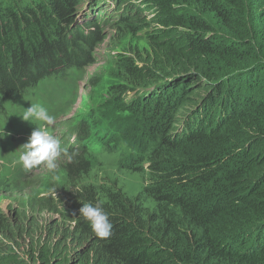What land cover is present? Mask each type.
Returning a JSON list of instances; mask_svg holds the SVG:
<instances>
[{
    "label": "trees",
    "instance_id": "1",
    "mask_svg": "<svg viewBox=\"0 0 264 264\" xmlns=\"http://www.w3.org/2000/svg\"><path fill=\"white\" fill-rule=\"evenodd\" d=\"M115 1L118 10L133 5ZM107 4L3 2L0 111L54 73L96 64L107 39L130 46L129 35L145 46L110 55V76L120 80L107 93L160 85L154 102L162 110L157 115L153 105L146 111L148 98L133 105L114 103L119 119L135 126L149 119L165 131L167 118L174 120L181 108L197 104L202 90L206 95L196 106L210 109L217 102L229 109V117L220 128L190 137L160 135L162 145L156 148L133 133L132 144L122 140L130 148V171L150 176L135 200L98 180L103 169L90 175L96 156L87 141L93 131L87 123L75 128L77 139L64 143L61 156L69 160L63 187H45L47 194L31 201L37 215L47 210L61 220L43 223L37 215L15 210L11 218L2 211L0 233L10 243L47 229L46 243H33L41 264H69L70 252L77 254L71 264H264V0H144L131 13L108 10ZM150 11L155 15L148 16ZM91 81L94 87L100 84L97 76ZM178 93L184 96L166 109ZM60 189L70 192L68 204L78 213L84 203H99L112 234L99 239L82 216L62 212L53 194ZM253 238L256 242L249 244ZM7 243L0 239V264H26Z\"/></svg>",
    "mask_w": 264,
    "mask_h": 264
},
{
    "label": "rangeland",
    "instance_id": "2",
    "mask_svg": "<svg viewBox=\"0 0 264 264\" xmlns=\"http://www.w3.org/2000/svg\"><path fill=\"white\" fill-rule=\"evenodd\" d=\"M7 1L0 0V5ZM23 2L27 4L28 0H23ZM126 39L127 43H130L128 47L123 43L116 45V40L107 39L99 50L100 57L98 62L86 70L83 80L79 81L81 76L79 69L75 67L69 68L44 78L26 93L5 103V111H0V129H3L6 133L3 137L5 142H0V175L4 178L0 179V212L3 211V213L5 212L12 216V214H15V210H18L22 214L25 212L26 215L36 216L37 213L32 211L36 206L32 207L31 205L33 197L37 194H45V187L54 185L63 187L64 185L62 170L65 162H69L67 158L63 159L60 157L58 159V178L56 180L52 179V173L44 165L23 172V174L21 173L22 170L19 172L22 175H19V173L17 175V172L22 168L18 162V155L22 150L19 147L27 142L31 132L41 123L35 122L36 125L22 120L19 116L26 110L25 108L31 106V103L41 104L47 108L49 114L55 117V123L52 126H48V131L61 141L75 131L73 126L79 124L83 119H92L93 129L96 133H100L102 130L111 131L104 113L98 111L94 115L93 111H97L100 108L107 96L104 95L109 93H107L109 81L106 80V76L111 72L110 55L122 53L129 47L133 49L145 46L143 40L137 44V42L133 41L132 36L128 35ZM131 43L134 45H131ZM104 49L107 53L104 52ZM94 76H97L100 80V84L95 87L91 81ZM21 138L24 141H18ZM15 143L16 145L14 146ZM95 156V159L91 160V163H93L91 176L95 174L96 169L101 168L104 170V174L101 173V176L105 179V182L107 180L110 185L120 187L123 193L132 200L140 196L145 186L142 173L121 168L118 164L119 158L117 154ZM108 157L114 162L115 168L110 167L109 163H105L109 160ZM15 178L18 180H15ZM20 180L23 181V184H20ZM89 182L92 181L90 180ZM40 184L43 185L40 186ZM60 192L61 194L59 192L53 193L59 201L70 195V193ZM59 208H62V206H59ZM38 217V221L43 223L61 219L59 213L47 210L38 213Z\"/></svg>",
    "mask_w": 264,
    "mask_h": 264
},
{
    "label": "clouds",
    "instance_id": "3",
    "mask_svg": "<svg viewBox=\"0 0 264 264\" xmlns=\"http://www.w3.org/2000/svg\"><path fill=\"white\" fill-rule=\"evenodd\" d=\"M131 2L133 4L132 7L136 8L135 9L136 12L137 7H141V5L144 3V0H132ZM107 6H108V10L112 9L114 12L117 13L122 12L125 9L127 10V13H131L132 10V7H129L127 3H125V5L122 6V9L118 10L117 3L115 0H108ZM88 7L89 6L86 5L85 8L87 9ZM143 7H145V5H143ZM147 11L148 10H145L143 12H147ZM117 13H116V17L118 19L119 17ZM149 15L154 16L155 12L152 13V11H150L148 13V16ZM142 34L144 35L146 34V32L142 31ZM104 52H106L105 49ZM113 55L115 56L117 54H113ZM86 70H80L81 76L79 81L83 80ZM232 73H237V72H232ZM110 74L106 76V80L109 81L107 84L108 88L117 86L120 80V78H118V80H115V78L111 77ZM159 88L160 85L154 84L148 87H136L135 89L128 88L123 92L115 95L113 93L105 94L104 96L106 95L107 96L104 100V103L101 104L100 108L97 111H93V114L96 115L98 111H102L104 113L105 118L108 120L111 131L102 130L100 133H96L93 129L92 119L91 120L83 119L79 122V124H75L73 128L82 130V126L85 123H87L90 130L93 131L92 137L89 138L87 141V144H89L92 148V153L99 156H104L105 154H117L119 158L118 159L119 166L123 169L130 170L133 165L129 163L130 148L128 144L122 142V140H125L129 144H132V141L130 140L133 138L132 133L137 139L142 137V141L146 142L144 144H146L148 148H156L162 145V139L159 137L160 135H164L165 139H166V134H168V132H170L172 138L190 137L202 130H206V129L215 130L220 128L225 124L226 120L229 117V109H227L226 107H224L223 105L217 102H215L210 109L198 108L196 106L197 104L201 103L202 99L205 97L206 95L205 90H202L201 97L199 98L197 104L186 105L185 107L181 108L177 117L174 120H169V118H167V123L170 124L165 129V131L160 132V130L157 128L156 125H152L150 123L149 119L141 123L140 125L135 126L125 121H122L121 119L118 118L117 115H115L114 107L116 105L114 103H121L123 105H129V104L133 105L138 102L142 103L147 98L149 99V105L147 106L146 111L152 108L154 105L155 113L159 115L158 114L159 110L160 109L162 110V106L160 105L162 104H159L158 100L154 102V99L156 97L158 98V96L155 93ZM157 92H161V91H157ZM173 96H174V98L172 97L173 102L172 103L169 102V106L166 109H169L171 107V104L175 103L176 101H179L184 95L178 93V95H173ZM165 98L169 99V96L165 95ZM104 105L106 106V108H102V106ZM25 109L26 110L21 115H19L22 118V120L34 124H36L35 122H41V123L39 125L36 124L37 127L31 132L27 142L23 143L19 147L22 150L18 155V162L21 164L22 168H20V170L17 172V175L22 170L30 171L34 168L44 165L46 166L48 171L52 173V179L56 180L58 178L57 161L66 151V149L64 148V143L75 142L77 139V133L73 131L69 134V136H67L66 139L61 141L53 133L48 131V126L54 125L55 117L49 114L47 108H45L44 106L38 103L37 104L31 103V106ZM142 120L144 121V119ZM127 130H129V132ZM121 134H125V135L122 136ZM5 135L6 133L3 131V129H0L1 143L5 142V140L3 139ZM18 141H24V139L21 138ZM98 142L106 145L102 147L100 144H98ZM15 145L16 143L14 144V146ZM109 160L105 163H109L110 167L115 168L114 162H112L111 160L109 162ZM149 165L150 162H146L144 164L146 168H148ZM101 173L104 174V170H102ZM97 179L101 181L105 180L104 178H102V176L101 178L97 177ZM19 182L20 184H23V181L20 180ZM106 182L109 184V186L111 187L113 186L110 185V183L107 180ZM144 182L145 185L148 186L150 183V176L145 175ZM113 187L120 189V187L118 186H113ZM60 191H63L65 193H70L68 190H63V189L57 190L56 192H59V194H61ZM45 194H42L40 196H44ZM69 199H70V195L64 197L60 201L58 199V207L62 206V208H60L62 212L65 213L71 212V214H73L72 216L74 219H77L79 216H82L83 219L89 223L92 232L99 239H106L112 234L113 225L109 219L108 214L104 211L103 207L99 203L95 205L91 203H84L82 204V207L79 209V213H78L76 209H73L68 204ZM6 215L11 218L15 217V214H12V216H10L9 214ZM260 223H264V221ZM34 236H36V233L32 234V236H29L28 234L27 235L24 234L22 237H19L16 240L11 239V242L10 243L8 242L9 243L8 244L6 242V236L0 233V239L4 243H7L6 245L11 246L13 251L26 264H41L39 260L40 249L36 250L35 247H37L36 246L37 244L33 245V243H36L35 241H38L41 244H45L47 241L46 239L47 229L43 228L42 233L40 232L37 234L36 237ZM54 240L55 243L58 240V236ZM255 242H256V238H253L249 242V244ZM76 247H78V251H81L83 248V246L81 245H76ZM31 254L34 255L36 259L35 262L33 261ZM68 258L70 260L69 264H71L72 261L77 259V254L75 252H70Z\"/></svg>",
    "mask_w": 264,
    "mask_h": 264
}]
</instances>
